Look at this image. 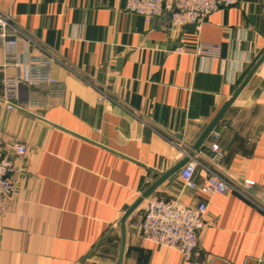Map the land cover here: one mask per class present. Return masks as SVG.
I'll use <instances>...</instances> for the list:
<instances>
[{
    "label": "crops",
    "instance_id": "crops-1",
    "mask_svg": "<svg viewBox=\"0 0 264 264\" xmlns=\"http://www.w3.org/2000/svg\"><path fill=\"white\" fill-rule=\"evenodd\" d=\"M19 32L0 48V136L14 158L13 199H0V264H116L119 221L137 197L193 149L247 195L264 187V0H239L201 27H174L126 10V0H0ZM167 12V11H166ZM11 34L13 30H10ZM217 44L219 57L194 54ZM50 52L56 83L24 93L23 109L2 102L3 79L19 55ZM224 157L214 159L216 140ZM205 172L198 168L196 181ZM153 194L207 204L206 225L190 260L142 237L127 220L123 264H264V211L246 193L185 188L179 170Z\"/></svg>",
    "mask_w": 264,
    "mask_h": 264
},
{
    "label": "built area",
    "instance_id": "built-area-1",
    "mask_svg": "<svg viewBox=\"0 0 264 264\" xmlns=\"http://www.w3.org/2000/svg\"><path fill=\"white\" fill-rule=\"evenodd\" d=\"M239 0H126V10L143 15L146 19L161 16L171 12V25L184 27L193 25L198 30L207 16L221 7H230ZM12 17L0 11V48L5 45H14L19 32L12 24ZM14 34H11L10 30ZM198 56L219 57L221 47L217 44L198 42L194 48ZM8 62L13 63L18 69L24 67L26 73L19 70L17 75L6 76L3 79L2 102L7 109H23L24 93L30 88L41 84H54L56 79L52 75L51 67L56 62V57L50 52L30 54L26 63H22L19 55H10ZM214 142L208 149L213 153L214 159L224 157V152L218 143L219 132L213 131ZM181 156H189V151L180 144ZM27 149L22 143H16L12 150L5 147L0 136V199L11 200L15 194V186L11 178L14 172V158L24 155ZM201 168L206 174L202 181H196V173ZM179 174L185 188L193 189L209 195L226 193L237 190L248 193L254 186L250 180L236 187L219 175L210 165L202 163L197 155L190 156L189 160L179 169ZM247 197H249L247 195ZM264 211V187L259 197H249ZM143 205L140 219L135 221L137 232L160 246L179 250L185 260L194 256L199 245V233L206 225L207 204L200 202L196 206L186 205L180 197L165 199L155 194L148 196Z\"/></svg>",
    "mask_w": 264,
    "mask_h": 264
},
{
    "label": "water",
    "instance_id": "water-1",
    "mask_svg": "<svg viewBox=\"0 0 264 264\" xmlns=\"http://www.w3.org/2000/svg\"><path fill=\"white\" fill-rule=\"evenodd\" d=\"M165 17L167 18V22L171 21V12H165ZM194 28L193 25H190ZM233 101V98L229 99L223 107L218 111V113L215 115V117L211 120V122L207 125V127L204 129L203 133L199 137V139L196 141L193 149L189 152V156L184 157L181 159L177 164H175L173 167H171L169 170H167L164 173H161L160 177L154 181L147 189H145L138 197L137 199L126 209L123 216L121 217L119 221L120 230H121V243H120V249L118 253L117 263L116 264H123L124 259V253L126 248V238H127V220L132 216V214L142 205L144 200L150 196L168 177H170L172 174L177 172L188 160L190 156H194L196 151L201 148L204 140L207 138V136L210 134L216 123L219 121L225 110L228 108V106Z\"/></svg>",
    "mask_w": 264,
    "mask_h": 264
}]
</instances>
